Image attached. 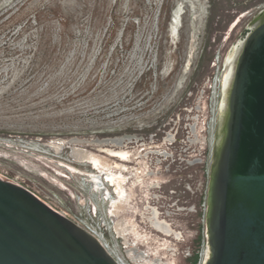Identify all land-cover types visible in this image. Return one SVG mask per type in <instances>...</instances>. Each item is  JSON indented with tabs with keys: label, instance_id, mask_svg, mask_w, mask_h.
<instances>
[{
	"label": "rangeland",
	"instance_id": "rangeland-1",
	"mask_svg": "<svg viewBox=\"0 0 264 264\" xmlns=\"http://www.w3.org/2000/svg\"><path fill=\"white\" fill-rule=\"evenodd\" d=\"M263 10L264 0H0V166L61 199L74 218L73 196L62 185L92 202H103V195L87 178L95 171L73 159L72 148L106 157L103 150L120 147L94 141L125 139L131 152L143 144L145 154L161 156L178 147L170 148L167 134L184 141L186 125H194L195 164L159 157L160 183L176 206L174 223L197 249L191 263L202 264L198 225L206 209L219 77ZM144 161L149 166L151 157ZM86 218L79 219L91 226ZM158 237V244L141 249L149 255L158 248L164 263L184 264L162 250L169 239ZM108 244L122 255L116 239Z\"/></svg>",
	"mask_w": 264,
	"mask_h": 264
},
{
	"label": "water",
	"instance_id": "water-1",
	"mask_svg": "<svg viewBox=\"0 0 264 264\" xmlns=\"http://www.w3.org/2000/svg\"><path fill=\"white\" fill-rule=\"evenodd\" d=\"M41 200L65 212L0 166V264H117L88 228ZM204 217L202 264H264V10L221 70Z\"/></svg>",
	"mask_w": 264,
	"mask_h": 264
},
{
	"label": "flooded vegetation",
	"instance_id": "flooded-vegetation-1",
	"mask_svg": "<svg viewBox=\"0 0 264 264\" xmlns=\"http://www.w3.org/2000/svg\"><path fill=\"white\" fill-rule=\"evenodd\" d=\"M121 141L120 152L124 158L118 161L119 168L111 165L112 169L118 171L121 176V197L117 196L113 185H109L107 182L104 196L108 199L106 198L105 202H101L97 198L96 202H92L79 191H72L62 185L61 188L73 196L74 201L71 205L75 221L71 220L66 212L55 211L48 203L41 201L81 229L84 221L79 218L89 217L86 220L90 221L91 226H95L96 232L102 230L103 235L102 233L100 235L103 239L104 235L107 236L108 242L105 239L104 241L109 248L111 246L108 243H113L114 239L119 242L122 255L119 253L118 255L125 264H167L162 261L163 258H160L158 248H155L149 255L141 249L148 243L158 244V241L161 240L158 236L169 239L167 241L169 245L162 248L165 253H168L167 255L171 257L179 255L184 259V264H192L191 259L194 254L197 257V249L196 251L191 249L189 241L184 237L186 230L174 223V207L176 206L167 199L160 183V168H164V166H160L162 163L158 159V153H153L148 149L149 152L145 154L143 144L140 147L137 146L139 149H136L137 152L134 153L129 151L132 148L128 147L130 141L125 139ZM148 156L151 157L149 166L145 161L143 162L144 159H148ZM109 170L111 171V169ZM81 181L82 178L78 180L79 183ZM84 189L88 190L89 188L84 187ZM88 193L95 196L89 190ZM64 205L67 207L66 204ZM102 219L103 221H101ZM99 223H102L103 227ZM199 225L198 229L204 230L205 217L202 225ZM159 226L163 227L166 232H163ZM117 228L121 232L120 235L115 230ZM152 233L157 235L158 241L155 240L154 242L151 238L153 235H150ZM135 234H138V237H135ZM138 239H141L140 242L137 241ZM203 242L205 244V239ZM197 247L199 248L198 244ZM111 249L114 250V248ZM151 256H154L153 259Z\"/></svg>",
	"mask_w": 264,
	"mask_h": 264
},
{
	"label": "bare ground",
	"instance_id": "bare-ground-1",
	"mask_svg": "<svg viewBox=\"0 0 264 264\" xmlns=\"http://www.w3.org/2000/svg\"><path fill=\"white\" fill-rule=\"evenodd\" d=\"M190 130H191L192 134L194 136H196L194 125L190 127ZM214 130H215V125H214ZM214 130L212 131L211 155H212V147H213V139H214ZM170 139H172L171 136L169 137V140ZM194 141H196V140H194ZM71 142L72 143L74 142V143H82L83 144V142L77 141V140H72ZM94 143H97L99 146L113 145V146H116V147H121V145H122V141L121 140H105V141H96V142L94 141ZM53 149L55 151H59L60 147L59 146H53ZM100 150H101V147H100ZM103 151L106 152V154H107L106 157L96 156L93 153H90V152H87V151H84V150H81V149L72 148L71 149V157L73 159H75V160L84 161V162L88 163L90 165L91 169L93 171H95V173L88 174L87 178L90 181V183L92 184V186L101 195H103V201L105 202V200L107 198L106 196H104L105 190H106V182L109 183V185H113L114 190L117 193V196L121 197V190H120L121 189L120 188L121 176H120V173L118 172V174H113L109 170V165H114V166L119 168L120 166L117 164V162L119 160H121L122 158H124V155L120 152V149L117 150V151H115L113 149L112 150L111 149H105ZM162 156H164V155H162ZM109 158H115L117 160V162L115 163L112 160L109 161L110 160ZM82 185L86 187V184L82 183ZM82 225H84L86 228H88L95 236H97L102 241V245L104 246L106 252L109 254V256L117 264H125V262L118 255V253L115 250H113V249L108 247V245L105 243L104 239L101 237V235L98 232H96V230L93 227H90L85 222ZM159 228L163 232H166V230L163 227L159 226ZM115 230H116L118 235L121 234V232L118 230V228L115 229ZM134 236L138 237V234H135Z\"/></svg>",
	"mask_w": 264,
	"mask_h": 264
},
{
	"label": "built area",
	"instance_id": "built-area-1",
	"mask_svg": "<svg viewBox=\"0 0 264 264\" xmlns=\"http://www.w3.org/2000/svg\"><path fill=\"white\" fill-rule=\"evenodd\" d=\"M190 125L191 124H187L186 125L185 131H186V135L188 137H186L184 139V141L176 139L175 138L176 137V133L175 132H174V134L173 133L172 134H167V136H171L172 137V139L170 140V142L168 144L170 146V148H171L173 143H178L179 144V145L177 144L178 147H177V150L175 151V153H173V152L172 153H170V152H165L164 153V155H166L165 157H166L167 162L170 161V163H174V162L178 161L181 164L182 163L185 164L184 166H186V167H189V166L195 164V162H193V159L191 160V153H196L197 152L196 149H192V146L193 147L197 146L198 142H196L197 140L194 141V138H197V136H194L192 134V132L190 130V127L193 126V125H191V126ZM171 130H172L171 132H173L175 129L172 128ZM161 156H159V157H161ZM162 157H164V156H162ZM189 158H190V160H189Z\"/></svg>",
	"mask_w": 264,
	"mask_h": 264
}]
</instances>
